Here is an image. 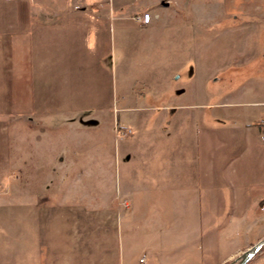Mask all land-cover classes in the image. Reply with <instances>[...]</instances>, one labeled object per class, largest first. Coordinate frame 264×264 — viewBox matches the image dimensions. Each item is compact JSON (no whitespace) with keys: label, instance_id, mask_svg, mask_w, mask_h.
I'll return each instance as SVG.
<instances>
[{"label":"crops","instance_id":"1","mask_svg":"<svg viewBox=\"0 0 264 264\" xmlns=\"http://www.w3.org/2000/svg\"><path fill=\"white\" fill-rule=\"evenodd\" d=\"M169 3L0 0V264H221L264 232V78L226 93L195 85L178 100L184 91L152 79L143 91L116 65L132 29L149 39L162 14L174 19ZM184 4L170 39L199 42L200 65L216 35L191 14L206 5ZM240 4L264 21V4ZM96 113L111 147H89L86 132L83 147L29 150L28 178H15V123L98 124Z\"/></svg>","mask_w":264,"mask_h":264},{"label":"rangeland","instance_id":"2","mask_svg":"<svg viewBox=\"0 0 264 264\" xmlns=\"http://www.w3.org/2000/svg\"><path fill=\"white\" fill-rule=\"evenodd\" d=\"M242 1L248 2L251 5L255 2L264 4V0ZM239 2L240 0H170L169 6L175 9V13H173L174 19L172 18L169 21L166 18V13L162 14L158 33L151 34L149 39L142 33L132 29L128 35L126 44L123 45L126 49L122 48V46L117 47L115 62L118 69L122 70L125 68L131 71V73H135L132 76V80L136 81V87L138 89L141 88L143 91L144 89L142 88H149V85H151L150 79L153 80L155 88L159 87L160 89L165 87L168 88L169 92L174 91V89L180 92L184 91L177 98L178 100L180 98L187 99L189 90L191 89L193 92L192 88L199 84L202 85L203 89L207 88L208 93L214 92L216 86L220 91L226 93L233 88L241 89L253 81L259 83L258 81L264 78V59H261L264 58V21H256V18L248 15L249 10H243L247 6L244 7L243 4H240V8ZM182 3H185V7L191 6L194 9L195 5H206L204 12L203 10L191 11L192 16H194L193 18L201 20L202 28L208 33V39L209 36L216 35L214 36V41L208 44L207 48L205 45L201 46L205 50H201V52L206 53L208 56L206 63L201 58V64L199 65L198 58H195L200 47L199 42L192 41L188 45L187 42L178 41L176 35H181L182 32L179 34L176 32L175 42L170 39L172 36L170 31L175 30L170 26L178 24L183 19L184 15L179 6ZM222 13L230 15L220 18ZM231 13L234 14L233 17ZM235 14H237L236 17ZM254 23L259 24V27L255 28ZM179 30H181V27H179ZM136 37L140 39L139 42L135 40ZM208 39L207 42L210 41ZM183 51H187L191 59L179 60L176 57L182 54ZM221 54L222 58L218 59ZM221 63L224 71L218 74V80L216 82H213V79L207 80L205 74L216 69V67L218 68ZM259 63L261 65H258ZM177 66L180 70L175 71L173 78H171V72ZM198 67H201L199 71L201 73L198 75L194 74L195 76L192 73L190 74L191 70L197 73ZM177 75L179 77H176ZM210 76H214V74ZM80 115L79 119L58 118L55 119V122H53L54 120L49 121L34 116L28 120L15 123L13 126V128L15 126L17 128V134L14 135L16 150L14 157L15 178L19 181L28 178L30 173L26 169L28 168V160L26 161L24 155L29 150H36L33 153H43L45 152L44 150L58 151L62 148L83 147L86 144L87 133H90L91 136L92 133L95 134L94 139L87 140L89 141V147H111L109 145V137L103 138V132L108 130L107 119L103 118L102 114L96 113L94 117L100 122L93 124L92 122H82L83 118ZM260 125H264V120L260 121ZM76 126L81 128H77ZM78 133H84L82 134L84 140L78 137L81 136ZM75 136L77 137L74 138ZM32 156L33 158L37 157L35 155ZM259 204L262 205L263 203ZM260 205L258 207L262 211V206ZM259 218L255 226L264 225V215H260ZM263 236L264 232L262 230L261 232L256 230L252 241L250 240L247 246L237 252L233 258L221 264H228ZM139 262L143 261L139 260ZM245 264H264V245Z\"/></svg>","mask_w":264,"mask_h":264},{"label":"water","instance_id":"3","mask_svg":"<svg viewBox=\"0 0 264 264\" xmlns=\"http://www.w3.org/2000/svg\"><path fill=\"white\" fill-rule=\"evenodd\" d=\"M264 245V236L258 239L255 243L250 245L245 249L238 257L233 259L228 264H245L249 259H251L256 252Z\"/></svg>","mask_w":264,"mask_h":264},{"label":"built area","instance_id":"4","mask_svg":"<svg viewBox=\"0 0 264 264\" xmlns=\"http://www.w3.org/2000/svg\"><path fill=\"white\" fill-rule=\"evenodd\" d=\"M136 18L141 20V21H143V22H145V23H147V22H149L151 20L152 15H151L150 12L145 11L142 14L136 16ZM140 261H144V258H140Z\"/></svg>","mask_w":264,"mask_h":264}]
</instances>
